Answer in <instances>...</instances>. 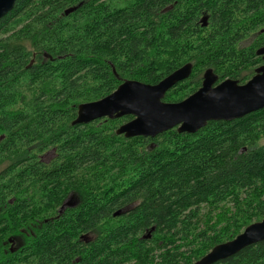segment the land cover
<instances>
[{
  "label": "trees",
  "instance_id": "obj_1",
  "mask_svg": "<svg viewBox=\"0 0 264 264\" xmlns=\"http://www.w3.org/2000/svg\"><path fill=\"white\" fill-rule=\"evenodd\" d=\"M262 46L264 0H17L0 20V264H193L261 221L264 108L153 139L115 134L131 116L72 122L123 81L155 85L188 63L164 102L207 69L244 84ZM69 193L77 208L56 218ZM33 219L47 222L27 244ZM216 264H264V242Z\"/></svg>",
  "mask_w": 264,
  "mask_h": 264
},
{
  "label": "water",
  "instance_id": "obj_2",
  "mask_svg": "<svg viewBox=\"0 0 264 264\" xmlns=\"http://www.w3.org/2000/svg\"><path fill=\"white\" fill-rule=\"evenodd\" d=\"M17 0H0V20L12 11ZM76 7L65 10L68 15ZM207 26V17L201 19ZM264 62V46L256 51ZM46 57V54H45ZM192 71L190 63L178 68L155 85L134 80L123 81L109 95L77 107L72 125H86L101 119H132L115 131L126 139L134 137L155 138L176 129L180 134H194L208 122H231L264 108V65L257 67L254 75L244 84L226 79L219 83L211 69L203 73L198 90L176 103L163 101L165 94L178 83L188 79ZM68 204H64L60 212ZM121 211L114 213L119 216ZM154 227L151 228V232ZM144 239L150 238L148 233ZM13 244L12 240H9ZM264 242V218L247 226L234 239L219 244L193 264H216L225 261L243 249Z\"/></svg>",
  "mask_w": 264,
  "mask_h": 264
},
{
  "label": "flooded vegetation",
  "instance_id": "obj_3",
  "mask_svg": "<svg viewBox=\"0 0 264 264\" xmlns=\"http://www.w3.org/2000/svg\"><path fill=\"white\" fill-rule=\"evenodd\" d=\"M54 156H55V154H54L53 150L49 151V152H45L42 155H38V157H40V161H43L44 163H49L54 158ZM29 189H31V184H29ZM29 200H32V199H29ZM66 203L68 204V206H65L63 211L60 212L61 207L64 204H66ZM78 204H79L78 196L76 194H74V193H69L67 195V197L62 201L61 205L57 208V210H56L57 217L56 218H58V216L61 215L67 209H75V208H77ZM27 208H28V210H31V211L32 210H43L44 209L43 207L35 208L32 205L31 202H29ZM129 209H130V207H125V208H122V209H118L117 211H121L119 216H121L124 213H126ZM117 211H115L114 213H116ZM114 213L112 214V216L114 215ZM116 217H118V216H116ZM46 222H47V220H45V219L43 220V222H40V219H33V221H30L28 223V231H27V234H26V236H27L26 237L27 244H29V242H31V240H30L31 237L30 236H32L34 234L33 230L41 228L42 224L46 223ZM59 225H61V223H59ZM63 233L64 232L60 230L58 232V235L63 234ZM79 240L80 241H84L85 244H90L92 242V240H93V234L91 232L81 233L79 235ZM27 247L30 248L29 245ZM77 260H79V259L75 258L74 262H77Z\"/></svg>",
  "mask_w": 264,
  "mask_h": 264
}]
</instances>
